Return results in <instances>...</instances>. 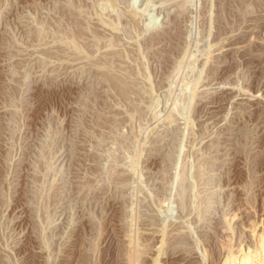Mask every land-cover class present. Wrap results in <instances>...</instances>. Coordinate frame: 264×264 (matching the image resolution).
Returning <instances> with one entry per match:
<instances>
[{"label":"rangeland","instance_id":"374dc122","mask_svg":"<svg viewBox=\"0 0 264 264\" xmlns=\"http://www.w3.org/2000/svg\"><path fill=\"white\" fill-rule=\"evenodd\" d=\"M260 223L264 0H0V264H220Z\"/></svg>","mask_w":264,"mask_h":264},{"label":"bare ground","instance_id":"6f19581e","mask_svg":"<svg viewBox=\"0 0 264 264\" xmlns=\"http://www.w3.org/2000/svg\"><path fill=\"white\" fill-rule=\"evenodd\" d=\"M144 11V10H143ZM152 25V24H151ZM79 54V53H78ZM81 60V59H80ZM192 66H190V68H191ZM189 78V77H188ZM193 79H194V77H193ZM124 80V79H123ZM185 80V79H184ZM119 81V80H118ZM195 82V81H194ZM193 82V83H194ZM186 83V82H185ZM182 86V85H181ZM184 86V85H183ZM181 91V90H180ZM183 99V98H182ZM156 100V99H155ZM181 101V100H180ZM180 101H178V98H177V102H178V104H180L179 102ZM184 101V100H183ZM177 102L175 103V104H177ZM182 102V101H181ZM185 103V102H184ZM153 104V103H152ZM178 104L176 105L177 106V110H178V108H179V110H180V108H181V106L179 107L178 106ZM182 104V103H181ZM173 105V104H172ZM153 106V105H152ZM186 106V105H185ZM157 109H158V107H157ZM156 109V110H157ZM174 109V108H173ZM155 112V111H154ZM161 112V111H160ZM172 112V111H171ZM151 113V112H150ZM153 113V112H152ZM161 113H163V112H161ZM182 110L181 111H178V114H172V115H170L169 117H168V121L170 122V124L174 121V120H176L177 119V117H178V115H179V117L180 116H182ZM161 115V114H160ZM155 116H157V114L155 115ZM158 117V116H157ZM164 117V116H163ZM190 117V116H189ZM149 118V117H148ZM161 119V118H160ZM179 119H181V117L179 118ZM157 120V119H156ZM168 121H166V122H168ZM148 123V122H147ZM152 123V122H151ZM190 123V122H189ZM150 124V123H149ZM156 124V123H155ZM191 126V125H190ZM157 127V126H156ZM187 132V131H186ZM194 134V133H193ZM193 140V139H192ZM150 141V140H149ZM143 142V141H142ZM195 144V143H194ZM197 144V143H196ZM197 148V147H196ZM196 148H194V149H196ZM137 152V151H136ZM200 152H202V150L200 151ZM138 154H139V152H138ZM190 155V154H189ZM130 157V156H129ZM204 157V156H203ZM132 158H133V156H132ZM132 161V160H131ZM117 162V161H116ZM130 162V161H129ZM138 162V161H137ZM136 162V163H137ZM190 162V161H189ZM199 164V163H198ZM128 166V165H127ZM136 164L134 163L133 164V166H131V167H133V169L135 170L136 169ZM202 166V165H201ZM192 167V166H191ZM198 167V166H197ZM200 167V166H199ZM139 168V167H138ZM188 169H190V168H188ZM192 169V168H191ZM201 170H202V168H201ZM137 171V170H136ZM138 172V171H137ZM149 173V172H148ZM178 173V172H177ZM201 173V172H200ZM141 174V173H140ZM109 175H111V174H109ZM143 175V174H142ZM136 176H137V174H136ZM139 177H141V179H142V177L143 176H141V175H139ZM138 177V178H139ZM178 177V176H177ZM180 177V176H179ZM205 177V176H204ZM203 177V178H204ZM113 179V178H112ZM169 179V178H168ZM180 179V178H179ZM187 179V178H186ZM187 181V180H186ZM189 181V180H188ZM131 182V181H130ZM138 183V182H137ZM144 183V182H143ZM200 183V182H199ZM132 184V183H131ZM144 184H146V183H144ZM132 185H134V184H132ZM143 185V184H142ZM196 185V184H195ZM138 186V185H137ZM147 185H145V187H146ZM202 186V185H201ZM254 186V185H253ZM148 187V186H147ZM141 188V187H140ZM184 188V187H183ZM146 189V188H145ZM149 190V189H148ZM148 190H147V192H148ZM184 190V189H183ZM183 190H180V191H183ZM186 190V189H185ZM188 190V189H187ZM193 190V189H192ZM131 191V190H130ZM135 191V190H134ZM140 191V190H139ZM195 191V190H194ZM136 193V192H135ZM145 193V192H144ZM179 193V192H178ZM138 194V193H137ZM150 194V193H149ZM186 194V193H185ZM144 195H146V193L144 194ZM147 195H148V193H147ZM155 195V194H154ZM180 195H182V192H181V194ZM179 195V196H180ZM195 195V194H194ZM197 195V194H196ZM139 196V195H138ZM149 196V195H148ZM192 197V196H191ZM202 197V196H201ZM149 198V197H148ZM181 197H179V199H180ZM185 198H187V196L185 195ZM193 198H194V196H193ZM135 199V198H134ZM158 199V198H157ZM196 199H198V198H196ZM196 199H194V200H196ZM204 199V198H203ZM184 200H186V199H184ZM193 200V201H194ZM140 201V200H139ZM180 201V200H179ZM182 201V200H181ZM133 203V202H132ZM186 203V202H185ZM193 203V202H192ZM195 203V202H194ZM205 204V203H204ZM203 204V205H204ZM257 204V203H256ZM162 205V204H161ZM166 205V204H165ZM195 205V204H194ZM139 206V205H138ZM167 206V205H166ZM182 206V205H181ZM191 207V206H190ZM189 207V209H191ZM197 207V206H196ZM205 207V206H204ZM138 208V207H137ZM166 208V207H165ZM184 208H186V207H184ZM225 209V208H224ZM185 210V209H184ZM198 210V209H197ZM200 210V209H199ZM226 210V209H225ZM224 210V211H225ZM176 211H178V210H176ZM193 211V210H192ZM194 212V211H193ZM198 212V211H197ZM185 213V212H184ZM195 213V212H194ZM200 213V212H199ZM192 214V213H191ZM224 214V213H223ZM183 215V214H182ZM226 215H227V213H226ZM173 216V215H172ZM180 216V215H179ZM186 217V216H185ZM190 217V216H189ZM198 218H199V215L197 216ZM202 217V216H201ZM234 218V216L232 215L231 216V218ZM140 218V217H139ZM155 218V217H154ZM177 219H178V217H176ZM180 218V217H179ZM226 218V217H225ZM232 218V219H233ZM177 219H175V220H177ZM185 219V218H184ZM187 219V218H186ZM172 220H174V218L172 219ZM189 220H190V218H189ZM226 220V219H225ZM234 220V219H233ZM253 220V219H252ZM161 221V220H160ZM180 221V220H179ZM188 221V220H187ZM192 221V220H191ZM157 222V221H156ZM170 222V221H169ZM174 222V221H173ZM176 222V221H175ZM178 222V221H177ZM262 222V221H261ZM161 223V222H160ZM185 223V222H184ZM174 224V223H173ZM180 224V223H179ZM178 224V225H179ZM186 224V223H185ZM189 224V223H188ZM190 224H191V222H190ZM204 224H205V222H204ZM230 224H232L231 222H230ZM261 225H262V223H260ZM133 225H134V223H133ZM239 225V224H238ZM183 226V225H182ZM186 226V225H185ZM192 226L193 225H191V228H192ZM194 226H195V224H194ZM199 226V225H198ZM236 226V225H235ZM126 227V226H125ZM165 227V226H164ZM168 227H169V225H168ZM168 227L167 228H165L164 230L166 231V229H168ZM179 227V226H178ZM244 227V226H243ZM248 227H250V226H248ZM247 227V228H248ZM257 227H258V225H256V226H254L253 228H251L252 230H251V232H252V235H253V244L251 245V246H253V248L251 247V246H247V247H242L243 245L241 244H238L237 242H236V240L234 241V235H235V230H234V228H233V226H231V225H229L227 228H229V236H227L228 238L226 239V241L224 242V244L225 245H223V246H225V248L223 247V249H225V253H224V256H223V258H222V261H221V263L220 264H264V225H262L259 229H257ZM137 228H138V226H137ZM136 228V229H137ZM170 228V227H169ZM182 228V227H181ZM185 228H187V227H185ZM195 228V227H194ZM246 228V227H245ZM135 229V230H136ZM139 229V228H138ZM175 229V228H174ZM180 229V228H179ZM179 229H177V230H179ZM183 229V228H182ZM199 229V228H198ZM128 230V229H127ZM170 230V229H169ZM184 230V229H183ZM245 230V229H244ZM250 230V229H249ZM139 231V230H138ZM138 231L136 232L137 234H140V233H138ZM162 232L161 233V236H162V239L161 238H159V243H161L162 242V244H163V239H164V236H165V233H166V236H167V233H168V235H169V232L170 231H166V232ZM186 231H187V229H186ZM194 231H195V229H194ZM224 231V230H223ZM222 231V232H223ZM171 232H174V231H171ZM176 232V231H175ZM225 232H227V230L225 231ZM224 232V233H225ZM133 233V232H132ZM144 233V232H143ZM178 233H179V231H178ZM177 233V234H178ZM194 233V232H193ZM228 233V232H227ZM142 234V233H141ZM173 233H171V235H172ZM200 234V233H199ZM238 234H240V233H238ZM237 234V235H238ZM132 235V234H131ZM171 235H169V236H171ZM193 235H195V234H193ZM192 235V236H193ZM241 235V234H240ZM160 236V237H161ZM134 237V236H133ZM138 237V236H137ZM152 237H153V235H152ZM201 237V236H200ZM206 237V236H205ZM236 237V236H235ZM250 237V236H249ZM166 238V237H165ZM185 238V237H184ZM223 238V237H222ZM225 238V237H224ZM157 239V238H156ZM196 239V238H195ZM201 239V238H200ZM199 239V240H200ZM205 239V238H204ZM133 240V239H132ZM190 240V239H189ZM197 240H198V238H197ZM150 241V240H149ZM164 241H166L165 239H164ZM137 242V241H136ZM135 242V243H136ZM158 242V241H157ZM205 242V241H204ZM218 242V241H217ZM131 243H133V242H131ZM135 243H133V244H135ZM138 243H139V241H138ZM144 243V242H143ZM196 243V245H197V242H195ZM200 243V242H199ZM198 243V244H199ZM222 243V242H221ZM140 245V244H139ZM151 245V244H150ZM160 245V244H159ZM163 245H165V244H163ZM236 245H238L239 247H241V248H239V250L237 249L238 248V246L236 247ZM123 246V245H122ZM125 246V245H124ZM141 247H142V244L140 245ZM179 246V245H178ZM189 246V245H188ZM131 247V246H130ZM129 247V248H130ZM133 247H134V245H133ZM136 247V246H135ZM134 247V248H135ZM156 247V246H155ZM158 247V246H157ZM128 248V247H127ZM139 248V247H138ZM192 248H194V247H192ZM197 248V247H196ZM206 248H207V246H206ZM205 248V249H206ZM211 248V247H210ZM220 248V247H219ZM142 249H144V248H142ZM159 249H160V247H159ZM217 249V248H216ZM223 249H222V252H223ZM139 250V249H138ZM165 250V249H164ZM185 250V249H184ZM198 250V249H197ZM128 251V250H127ZM131 251H132V249H131ZM134 251H137V250H135L134 249ZM143 251V250H142ZM141 250L140 251H137V252H142ZM202 251V250H201ZM207 251H209V249L207 250ZM187 252H189V250L187 251ZM191 252H192V250H191ZM199 252H200V250H199ZM135 253V252H134ZM143 253V252H142ZM145 253H146V251H145ZM157 253V252H156ZM185 253H186V251H185ZM195 253V252H194ZM137 254V253H136ZM158 254V253H157ZM157 254H156V256H157ZM203 254V253H202ZM207 254V253H206ZM221 254V253H220ZM141 254H139V256H140ZM211 255V254H210ZM134 256V255H133ZM162 256V255H161ZM185 256V255H184ZM189 256V255H188ZM195 256V255H194ZM209 256V255H208ZM165 257V256H164ZM197 257V256H196ZM210 257H212V256H210ZM222 257V256H221ZM157 258L158 257H156V259H155V262H156V264H158V261H157ZM153 259V260H154ZM159 259V258H158ZM219 259V258H218ZM134 260V259H133ZM136 260V259H135ZM135 260H134V262H135ZM215 260V259H214ZM206 261V260H205ZM208 261V260H207ZM218 261V260H217ZM219 261H220V259H219ZM213 262V261H212ZM137 263V262H136ZM170 263V262H169ZM219 263V262H218ZM132 264V263H131ZM173 264V263H172ZM203 264H205V263H203Z\"/></svg>","mask_w":264,"mask_h":264}]
</instances>
